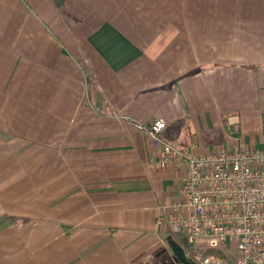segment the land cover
<instances>
[{"label": "crops", "instance_id": "0c3cea01", "mask_svg": "<svg viewBox=\"0 0 264 264\" xmlns=\"http://www.w3.org/2000/svg\"><path fill=\"white\" fill-rule=\"evenodd\" d=\"M157 118L187 154L264 151V0H0V264H174Z\"/></svg>", "mask_w": 264, "mask_h": 264}, {"label": "built area", "instance_id": "2783aa9c", "mask_svg": "<svg viewBox=\"0 0 264 264\" xmlns=\"http://www.w3.org/2000/svg\"><path fill=\"white\" fill-rule=\"evenodd\" d=\"M157 150L148 166L184 171L181 198L161 207L158 226L176 242L212 240L223 258L184 250L191 264H264V151L219 150L192 155L164 140L165 121L133 122ZM178 243V242H177ZM179 244V243H178ZM180 245V244H179Z\"/></svg>", "mask_w": 264, "mask_h": 264}, {"label": "water", "instance_id": "95a60500", "mask_svg": "<svg viewBox=\"0 0 264 264\" xmlns=\"http://www.w3.org/2000/svg\"><path fill=\"white\" fill-rule=\"evenodd\" d=\"M167 246L170 253H167V249L164 252L168 254L167 258L174 264H191L190 260L186 257L182 247L171 237L167 238Z\"/></svg>", "mask_w": 264, "mask_h": 264}, {"label": "rangeland", "instance_id": "374dc122", "mask_svg": "<svg viewBox=\"0 0 264 264\" xmlns=\"http://www.w3.org/2000/svg\"><path fill=\"white\" fill-rule=\"evenodd\" d=\"M172 239V238H171ZM179 240L182 242V244L185 246V247H187V249H189V250H191V252H193V253H198V249H196L197 247L199 248H203V247H206L207 245H211L212 244V240H206V239H201V240H199V241H196V242H194L193 243V245L192 244H190L188 241H187V239L186 238H184V237H181V236H179ZM165 249H167V253H170V250H169V248H168V246H167V244H166V248ZM165 254H166V252H165ZM166 255H168V254H166Z\"/></svg>", "mask_w": 264, "mask_h": 264}, {"label": "trees", "instance_id": "16d2710c", "mask_svg": "<svg viewBox=\"0 0 264 264\" xmlns=\"http://www.w3.org/2000/svg\"><path fill=\"white\" fill-rule=\"evenodd\" d=\"M178 242H180L182 244V242L180 240H178ZM199 254L201 256L213 255V256H218V257H221V258L225 257L224 253L222 252V250L218 249V248H208V249L199 251Z\"/></svg>", "mask_w": 264, "mask_h": 264}]
</instances>
